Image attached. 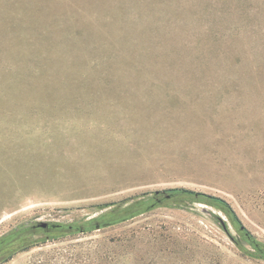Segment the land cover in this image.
<instances>
[{
    "label": "rangeland",
    "instance_id": "1",
    "mask_svg": "<svg viewBox=\"0 0 264 264\" xmlns=\"http://www.w3.org/2000/svg\"><path fill=\"white\" fill-rule=\"evenodd\" d=\"M170 188L237 224L181 197L82 230ZM37 222L80 227L0 264H264V0H0V238Z\"/></svg>",
    "mask_w": 264,
    "mask_h": 264
},
{
    "label": "trees",
    "instance_id": "2",
    "mask_svg": "<svg viewBox=\"0 0 264 264\" xmlns=\"http://www.w3.org/2000/svg\"><path fill=\"white\" fill-rule=\"evenodd\" d=\"M181 197H187V198L194 199V200H205L206 202L221 209L227 216L231 218L234 224H237L238 222L231 208L222 198L209 195V194H205L202 192H195L193 190L185 189V188H170V189H165L161 191H155L149 197H146L145 193H141L129 199H124L116 203L115 202L111 203L110 205H113V206L108 211L103 213L95 222L90 220L84 223V225H82L84 229L82 230L90 231L96 228L95 224H98V227L114 224L124 219L133 217L137 214L143 213L156 206L164 204L168 200H171L174 198H181ZM125 202H129V203L123 206ZM110 205H105V206H110ZM47 227L51 228V230L53 231H58L62 229L71 230V229L78 228L80 226L73 225V224L63 225L61 223L49 222L47 224ZM38 228L40 227H38L37 224H33L28 227H23L18 230L12 231L6 236L0 238V244L4 240L10 241L13 238H17L18 236L22 237L24 236L26 232L37 230ZM240 234L245 241L251 244L255 249H257L258 252L262 254L261 257H264V247L261 245V243H259L254 237L249 235V233L245 231L244 229L240 231ZM28 244L29 242L22 239L18 243V246L21 248H24V247H27Z\"/></svg>",
    "mask_w": 264,
    "mask_h": 264
},
{
    "label": "flooded vegetation",
    "instance_id": "3",
    "mask_svg": "<svg viewBox=\"0 0 264 264\" xmlns=\"http://www.w3.org/2000/svg\"><path fill=\"white\" fill-rule=\"evenodd\" d=\"M49 228V227H47ZM51 229V228H49ZM21 237H17V238H13L12 240H4L3 242H1L0 244V255H3L4 253H6L9 248L13 247V245L17 244L21 241Z\"/></svg>",
    "mask_w": 264,
    "mask_h": 264
},
{
    "label": "water",
    "instance_id": "4",
    "mask_svg": "<svg viewBox=\"0 0 264 264\" xmlns=\"http://www.w3.org/2000/svg\"><path fill=\"white\" fill-rule=\"evenodd\" d=\"M35 224H37V226L40 227L36 231H39V232H53V230L47 228L48 222H37ZM95 225H96V227H98V224H95ZM11 248H12L11 250H16L17 248H19V246L17 245L15 247H11ZM11 250H9V251H11ZM3 255H0V257L3 256Z\"/></svg>",
    "mask_w": 264,
    "mask_h": 264
}]
</instances>
